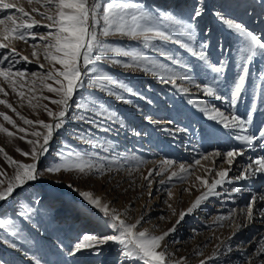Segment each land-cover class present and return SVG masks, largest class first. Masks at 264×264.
Returning <instances> with one entry per match:
<instances>
[{
  "label": "rangeland",
  "instance_id": "374dc122",
  "mask_svg": "<svg viewBox=\"0 0 264 264\" xmlns=\"http://www.w3.org/2000/svg\"><path fill=\"white\" fill-rule=\"evenodd\" d=\"M7 2L15 4L17 8L23 7L40 26L34 27L26 35V40L13 39L8 42V49H0V54L8 56L10 60L14 55L17 60L19 56L29 58V62L13 61L11 67L12 72L26 73L25 77H12L17 82V91L23 92V97L18 96L10 84L0 77V87L4 88L0 100L12 106L9 108L0 104V113H5L14 121V124L9 123L0 116V125L14 134L8 136L0 131V149H3V153H0V173H3L0 175V181H3L0 188H6L15 174V166L5 160L4 154L17 162L33 163L31 155L25 156L21 152L31 153L33 144L27 143L29 140L37 142L36 147L39 148L47 133V129L40 124L25 123L21 117L33 122L55 123L47 110L54 113L61 110L60 105L51 102L59 99V96L44 87L45 84L53 88L60 85L52 79L41 82V74L46 75L51 71L55 75L56 70H62L59 63L45 59L44 45L47 40L41 39L47 37L49 31L54 32L55 28L45 27L51 21L32 12L33 8H37L39 12L54 15L55 8L42 6L43 0L41 3L33 0L31 4L28 0ZM100 2L103 4L108 0ZM136 2L153 15L161 11L170 12L192 23L194 39L189 41L178 30L169 29L174 32L173 41H153L154 47L145 49L142 40L120 34L99 37L112 47L142 51L166 65L168 71L155 75L144 72L142 68H125L112 61L119 59L129 63L130 58L112 52L101 53L99 50L92 56L93 64L86 67L81 59L80 68L84 73L81 86L69 101L63 126L53 131L47 152L38 158L40 177L16 188L9 198L0 200V220L14 222L19 230L14 235L11 230L0 228V264H35L37 259L40 264H142L135 257L126 256L124 252L127 249L115 242L101 246L99 254L89 250L69 254L84 234L97 237L117 234L108 227V218L84 200L79 192L88 191L93 197H99L102 203L115 209L127 224H136L140 220L134 232L159 236L172 228L180 213L206 191V185L197 177L211 184L219 178L216 173L225 168L230 169L225 182L218 185L213 190L214 194L203 200L196 210L176 224L175 231L160 242L157 251L165 253L169 264H201V261L204 264H261L264 260V253L258 251L260 242L264 241V215H261L264 200L260 199L264 197V173L253 175L251 171L246 172L249 164L264 157V140H254L248 145L236 139L237 135L259 137V130L264 128V54H257L250 62L246 54L241 59V38L229 30L220 18L241 23L253 34L264 38V0ZM196 8H200L202 14L193 19ZM4 15L16 16L17 23L21 22V14L15 9L0 12V18ZM23 19L31 23L27 17ZM6 23L11 25V22ZM177 39L189 43L197 52L203 50L211 64L222 66L219 77L175 43ZM12 49H15V53ZM33 51L37 55L33 56ZM51 51L55 54L54 50ZM161 52L179 63L161 56ZM96 55H100L101 59L96 60ZM243 63L248 64L249 72L237 103L232 106L231 90L238 74L243 72ZM8 66L7 61L0 64V67ZM33 72L38 76L32 77ZM173 73L175 85L161 81V75L167 78ZM104 74L123 82L133 89V93H124L115 86H109L110 92L108 88L92 84ZM57 79L63 81V77L57 76ZM204 84L214 86L217 95L224 96L226 100L206 96L202 91ZM181 87L188 91H179ZM120 95L123 99L118 98ZM93 101L97 106L104 105L114 118L105 119L94 115L91 110L77 107ZM44 106H47V110ZM204 107H215L225 115L235 114L244 120L251 113L252 121L245 125V130L225 129L201 111ZM81 115L86 118L80 119ZM146 116H150L152 122L145 119ZM34 132L41 135L33 136ZM231 150L243 152V155L235 157L232 165H228L222 156L201 159L208 153ZM77 153L93 165L91 170L85 173L75 168L46 171L48 167L60 163L62 156L74 159ZM163 160L174 163L165 166L161 164ZM196 160H200L199 165L195 164ZM181 165L186 169L183 172L180 171ZM173 172L177 175L169 180ZM241 172H246L247 178L234 179ZM233 188L240 191L233 193ZM249 203L253 204L251 219L248 216ZM218 217L227 219L219 220ZM13 244L16 246L12 247Z\"/></svg>",
  "mask_w": 264,
  "mask_h": 264
},
{
  "label": "snow or ice",
  "instance_id": "6c2138e0",
  "mask_svg": "<svg viewBox=\"0 0 264 264\" xmlns=\"http://www.w3.org/2000/svg\"><path fill=\"white\" fill-rule=\"evenodd\" d=\"M29 4L33 0H28ZM36 3H41V0H35ZM42 6L54 7L55 14L50 15L47 12H39L37 8H33L32 12H36L39 15L46 17L47 20L51 21L45 27L52 29L55 28V31H49L47 37H41V39H46L47 43L44 45V55L45 59H50L62 65V70H56V74L49 71L46 75H42L41 82L44 80L52 79L60 86L58 88H53L51 85L45 84L44 87L48 91L55 92L59 99L52 100L51 102L61 106V110L58 112H52L47 110V106H44L47 110V114L50 117H53L56 121L55 123H45L44 121H30L26 120L24 117L21 119L25 120V123L40 124L43 128L47 129V133L43 136V144L39 145V148L36 147L34 141H27L29 144H33V149L31 153L21 152L22 155L28 156L31 155L33 163L25 164L21 162L14 161L11 157L7 156L5 153V160L10 164L15 166V174L9 180L6 188H0V200H5L11 196L14 190L18 187L24 186L29 181H35L40 177V173L37 171V162L38 158L44 155L47 152V145L50 139L53 136V131L60 129L64 124V118L66 116V110L68 108L69 101L72 99L78 88L81 86V80L83 78V71L80 68V61L82 59L83 64L87 67L94 63L92 56L99 50L101 53L112 52L116 53L123 57L130 58L129 63H123L121 60H113L112 63L121 65L125 68H142L144 72H151L155 75H160L163 72H167V66L161 64L148 55H145L142 51H132L125 50L123 48L112 47L104 43L99 39L100 36H109L113 34H120L127 36L133 40H142L143 47L145 49L149 47H154L153 41L160 42H169L173 41L174 32L169 29H176L182 35H184L187 40L191 41L194 39V25L188 21L182 20L174 16L170 12H159L158 15H153L152 12L145 10L136 0H108L106 3H101L100 0H43ZM15 9L17 13L21 14V22L17 23V17L13 15H4L3 18H0V49H8L9 43L11 40H26V35L34 28L39 27V23L31 18L29 13L25 11L23 7H16L15 4L7 2V0H0V12L4 10ZM201 9L196 8L194 10L193 19L201 15ZM217 15H219L217 13ZM24 17H27L31 20V23L24 21ZM222 23L227 26L229 30H232L234 33L238 34L241 38L243 47L241 51V59L244 58L246 54L247 61L250 62L254 56L257 54H264V38L258 37L253 34L250 30L241 24L234 22L232 19H226L220 17ZM6 22H11L9 26ZM102 24V26H101ZM163 28V30H161ZM33 39H36L33 36ZM175 43L180 44V46L185 49L187 52L191 53L193 56L197 57L198 60L202 61L211 72L217 74L222 73L223 67H217L211 64L208 60L206 53L201 51H195L189 43L181 42V40H175ZM35 47V45L33 46ZM203 47V46H202ZM54 50L55 54H53ZM15 53V49L11 50ZM18 55V54H16ZM33 56L37 55L35 51L32 53ZM161 56H166L169 60H172L173 63H179L177 60H173L171 56H168L167 53L161 52ZM0 64L8 62V67H0V77H3L6 82L10 84L12 90L16 92L18 96L23 97V92H18L16 88V81L12 77H25L26 73L24 71L12 72V62L15 61L19 63L21 60L24 62H29L27 56H19V59H16L14 55L10 60L8 56L0 54ZM96 60H100L101 56L96 55ZM43 68V65H40ZM243 72L238 74V78L235 80L234 87L231 90L230 104L235 106L237 103L238 96L241 94L242 89L245 86L246 76L248 75L249 68L247 63L241 65ZM32 77H37L38 74L33 72L31 73ZM57 76L63 77V81L57 79ZM161 81L164 83L176 84L175 74L165 78L161 75ZM92 84L102 88H108L111 92L109 86H115L119 89H122L124 93H133V89L126 86L123 82H118L112 79L109 75L104 74L99 76L96 80L92 81ZM200 87L199 85H197ZM23 87V84H21ZM181 92H187V88H179ZM202 91L206 96H213L217 99L226 100L224 96L217 95V89L214 86L209 84H204L202 86ZM4 92V88L0 87V93ZM44 99H50L49 97H43ZM118 98L123 99V96L120 95ZM191 103V101H189ZM227 102V101H226ZM0 104H5L7 107L11 108L12 106L7 103L5 100H0ZM78 109L83 108L85 111H93L94 115L102 116L105 119H113L112 113H110L104 105L97 106L96 103L86 102L83 105H77ZM98 109V110H97ZM206 114L209 115V118L217 121L225 129H234L239 128L245 130V125L250 124L252 121L251 113H249L247 120L241 119L238 115H225L224 112L219 109L212 107H204L201 109ZM0 116L9 123H13L9 116L5 113H0ZM80 119H85L86 117L81 115ZM145 119L152 122L150 116H146ZM20 131H25L24 129H19ZM0 131H3L8 136L14 135L9 132L8 129L0 125ZM33 136H40L41 133L34 132ZM23 138V137H21ZM237 140H240L243 143L251 145L254 140H264V128L259 130V137L256 135H237ZM18 151H21L17 149ZM107 151V149H105ZM0 153H3V149H0ZM243 155V152L240 150H231L225 153L213 152L203 155L201 159L207 160L211 156H222L226 159L228 165H232L235 157ZM174 162L170 160H163L161 164L165 166H170ZM195 164L199 165L200 160H196ZM93 165L85 161L79 153L76 154V157L73 159L70 156H62V161L56 163L46 169L48 172H57L61 169L68 170L70 168L78 169L81 173L91 170ZM101 171L103 167L101 166ZM183 165L180 166V171H185ZM151 171L149 174L151 175ZM164 171V169H161ZM230 169L225 168L216 173L218 179H214L211 184H208L207 181L202 180L201 177H197L198 180H201L203 184L206 185V191L203 192L200 196H197L195 201L191 203L186 211L180 213V218L177 220L176 224L180 223V220L184 218L185 215L191 214L196 210L201 202L205 200L209 195L214 194V189L225 182L228 178V172ZM251 171L253 175L256 173H264V157L257 158L251 164L247 166L246 172ZM246 172H241L240 175L236 176L234 179L240 180L247 178ZM3 173H0L2 175ZM158 175L160 173H157ZM177 175L176 172L172 173V176L169 177V180L172 177ZM148 179V177H145ZM231 182V181H229ZM3 183V181H0ZM164 183V181H161ZM71 187V185H69ZM240 189L233 188L232 192L237 193ZM79 195L84 198L90 205L98 209L103 216L108 218V227L115 230L117 234L108 235L104 237H97L96 235L84 234L82 238L74 244L70 251V255H75L81 250H89L96 254H99L101 246L106 245L108 242H115L121 245L127 251L124 254L128 257H135L142 264H169L165 259V253L163 251H157L160 247V242L164 240L171 232L175 231L176 224L172 228L168 229L166 232L162 233L159 236L149 235L147 232L136 233L133 229L136 228L137 224L140 223V220L136 224H127L124 220L120 219V215L116 212L115 209H110L108 204L102 203L99 197H93V194L88 191H81ZM255 199V198H254ZM264 200V197H260ZM22 207H24L22 205ZM171 207V206H169ZM30 212L31 209H28ZM253 211V204L249 203L248 205V216L251 219ZM25 215V213H21ZM264 215V212L261 213ZM219 220L227 219V217H218ZM0 228H7L13 232L14 235L18 234V228L15 223L12 221H3L0 220ZM16 245H12L15 247ZM259 252L264 253V241L260 242ZM35 264H40V261L35 260ZM178 264V262H176ZM201 264H204V261H201ZM261 264H264V260L261 261Z\"/></svg>",
  "mask_w": 264,
  "mask_h": 264
},
{
  "label": "bare ground",
  "instance_id": "6f19581e",
  "mask_svg": "<svg viewBox=\"0 0 264 264\" xmlns=\"http://www.w3.org/2000/svg\"><path fill=\"white\" fill-rule=\"evenodd\" d=\"M262 110V108L260 109V111Z\"/></svg>",
  "mask_w": 264,
  "mask_h": 264
}]
</instances>
